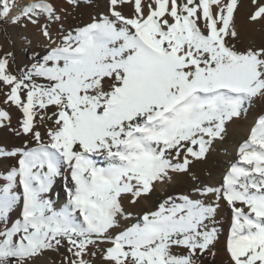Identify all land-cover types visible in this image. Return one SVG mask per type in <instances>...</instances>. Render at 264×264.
I'll list each match as a JSON object with an SVG mask.
<instances>
[{
    "label": "snow or ice",
    "instance_id": "6c2138e0",
    "mask_svg": "<svg viewBox=\"0 0 264 264\" xmlns=\"http://www.w3.org/2000/svg\"><path fill=\"white\" fill-rule=\"evenodd\" d=\"M242 13L264 29V0H0V26H33L43 51L19 74L0 58V130L22 138L0 144V264H214L221 201L228 264H264V39ZM257 109L203 183L197 165Z\"/></svg>",
    "mask_w": 264,
    "mask_h": 264
},
{
    "label": "bare ground",
    "instance_id": "6f19581e",
    "mask_svg": "<svg viewBox=\"0 0 264 264\" xmlns=\"http://www.w3.org/2000/svg\"><path fill=\"white\" fill-rule=\"evenodd\" d=\"M92 10L89 11L88 9H84L80 13L82 14V12H85V14H87V16L90 17V14H93L94 11H97L98 9L94 11ZM80 13H78V16H79L78 19H80ZM237 22L242 30V33L245 36V40L247 39L248 36L249 37L252 36V38L251 37L250 38L255 39L256 42H259L261 39H264V29H261L260 26H256L255 28H252L251 26H249L247 24L244 13L241 14ZM21 32L24 34L28 32L30 33V31H27L26 28L22 29ZM3 99H4V96L0 94V102H1L0 104L1 105H3ZM258 113H259V109L252 111L246 120L239 121L236 124L232 125L229 131V135L227 139L225 140V142L217 146L216 150L212 153V155L210 156V158L207 160L206 163H201L197 165L196 172L199 175L203 183L214 184L216 186L220 185L226 170L237 159V151L235 150H238L239 146L247 138L249 127L251 126L253 120L257 118ZM0 140H1V137H0ZM185 187H187V184L181 183V184L173 185L171 186V188L159 190L157 191L155 197L151 201L143 202L140 205L135 206L134 208H131L130 210H132L136 214L138 212L140 213V211L141 212L146 211L147 209L153 208L154 210V207L159 202H161L166 197V195L172 194L171 192L177 193V191L179 193V191ZM55 192L57 194L54 196L56 200V206L62 207L63 204L66 203V198H64L63 196L64 193H63V181L62 180L57 181ZM220 203H221V208L219 210L220 212L219 220L222 224V230H221L222 234L220 236V240L217 245V255L214 258V264H228L227 253L226 251H222V250L223 248L225 249V243H226V238L228 235V227H229L228 220L230 218L231 213H230V210L227 208V205L224 204L223 201H221ZM128 226H130V224H128Z\"/></svg>",
    "mask_w": 264,
    "mask_h": 264
},
{
    "label": "rangeland",
    "instance_id": "374dc122",
    "mask_svg": "<svg viewBox=\"0 0 264 264\" xmlns=\"http://www.w3.org/2000/svg\"><path fill=\"white\" fill-rule=\"evenodd\" d=\"M88 10L91 11L92 9H88ZM78 18H79L78 14H75V19L74 20L70 19L69 21H67L66 26L77 23H86L88 22L89 16H87L85 12H82V14L80 13V19ZM24 28L25 27H21V26H8L7 28H5L4 26H0V58H3L8 53L12 54V58H10V68L14 74H19L22 70L26 68H30L32 63L35 62V59L37 58V54L41 56L43 55L41 46L39 44L37 45V43L35 42V38H34L35 29L33 28V26L28 25V27L26 28L27 31H30V33L29 32L25 34L22 33L21 30ZM248 37L246 40L252 38V36H250L251 38ZM0 94L3 95V93ZM0 107H4V106L0 104ZM11 115H12V126L15 127L18 123V117L20 114L13 107L11 109ZM0 137H1L0 144H7L10 147L19 146L22 141V138L13 136L12 134L4 130H0ZM7 167H8V162H0V173H2L4 169ZM171 193L178 194V191L177 193H173V192ZM64 198L66 197L64 196ZM55 204H56V200H55ZM137 214H139V212ZM222 251H225V249L223 248Z\"/></svg>",
    "mask_w": 264,
    "mask_h": 264
}]
</instances>
